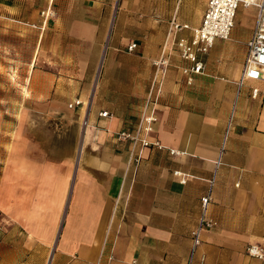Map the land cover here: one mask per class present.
I'll list each match as a JSON object with an SVG mask.
<instances>
[{
  "label": "crops",
  "instance_id": "crops-1",
  "mask_svg": "<svg viewBox=\"0 0 264 264\" xmlns=\"http://www.w3.org/2000/svg\"><path fill=\"white\" fill-rule=\"evenodd\" d=\"M206 4L64 0L62 23L38 29L29 69L1 70L15 81L0 85V264H264L247 253L264 249V82L238 87L253 24L245 47L232 42L234 24L192 72L174 45L188 30L172 24L198 26ZM58 31L70 40L60 70ZM159 57L168 65L150 136L163 147L132 158L115 133L135 128ZM75 98L89 100L85 128V106L68 107ZM207 193L210 225L189 261Z\"/></svg>",
  "mask_w": 264,
  "mask_h": 264
},
{
  "label": "built area",
  "instance_id": "built-area-1",
  "mask_svg": "<svg viewBox=\"0 0 264 264\" xmlns=\"http://www.w3.org/2000/svg\"><path fill=\"white\" fill-rule=\"evenodd\" d=\"M240 7L254 9V22L249 38L246 41V50L243 65L238 79L240 88L245 82L257 80L264 82V0H207L201 22L198 26L192 27L188 23L173 22L172 27L175 32L188 30V33H181L174 38L175 48L181 58L190 62L189 70L195 73L202 72L204 69L203 56L208 53L216 39L227 40L231 36L232 28L235 24L237 10ZM41 14H46L42 11ZM136 47L135 42L127 45V50L132 51ZM155 65V76L152 85L147 93L145 110L139 117L135 128L123 129L115 133L117 140L128 141L130 143V156L134 158L137 149L157 147L162 148L163 144L157 139L152 138L150 134L154 130L157 121L155 104L159 97L161 78L164 68L168 65L166 58L159 57L153 61ZM257 87L252 88V96H256ZM151 105V108L149 109ZM84 107V115L81 119L82 127L89 123V100L86 103L75 98L68 103L70 109ZM107 111L99 112V116H107ZM171 154L179 153L174 149H169ZM210 200V194L207 193L202 199V217L192 234V257L196 247L199 245L200 231L204 224L210 225L205 219V210ZM247 253L250 256L264 258V249L258 244H250L247 247ZM203 257L201 261H203ZM188 264V263H187Z\"/></svg>",
  "mask_w": 264,
  "mask_h": 264
},
{
  "label": "rangeland",
  "instance_id": "rangeland-1",
  "mask_svg": "<svg viewBox=\"0 0 264 264\" xmlns=\"http://www.w3.org/2000/svg\"><path fill=\"white\" fill-rule=\"evenodd\" d=\"M118 3L119 0H115V7L118 6ZM8 6H11V8H8ZM55 7H64V0H0V72L2 69L9 71L10 67L11 69H16V71L29 69L23 68L27 65H23V61L29 60L30 57L34 55L33 53L35 52L38 29H40L41 25H43L47 19L48 22L53 18L57 19L60 23L63 21V15H58ZM42 11H45V13L47 12V15H42ZM30 19L34 20L31 21ZM253 19V8L240 7L237 10L235 28L233 30L234 38L232 41L234 46H238L239 48L245 47L241 38L247 35L248 30L253 24ZM3 27L5 28V31H1V28ZM109 34L106 37L107 41L103 47L104 56L108 50L107 44L109 41ZM55 38L56 39H52V44L54 45L52 48V54L55 58H57L56 66H58V69L60 70L64 69L62 67L66 64L63 60L66 56V48L70 40L65 37L63 31H58ZM78 44V40H74V46L76 47ZM45 52L49 53V51L44 49L43 54ZM71 56L74 60L78 57L77 55ZM71 56H69L70 59ZM103 60L104 57L97 68L92 88H95L97 84ZM2 75L3 74L0 73V85L3 84L4 86L8 82L12 83L15 81L14 79H11L10 76V79L6 80ZM1 88L3 87H0V94L3 90ZM1 117L2 112L0 110V118ZM6 117L12 118V112H10V115H7ZM40 130V134L46 136L47 130H45L46 134L42 131V128Z\"/></svg>",
  "mask_w": 264,
  "mask_h": 264
}]
</instances>
